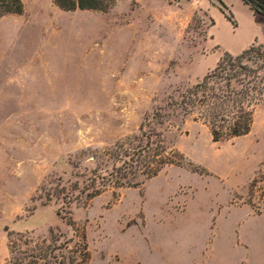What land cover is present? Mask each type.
<instances>
[{
    "label": "rangeland",
    "instance_id": "rangeland-1",
    "mask_svg": "<svg viewBox=\"0 0 264 264\" xmlns=\"http://www.w3.org/2000/svg\"><path fill=\"white\" fill-rule=\"evenodd\" d=\"M21 1L0 19V264H81L83 244L84 264H264V102L221 143L167 107L224 52L264 44V17L240 0H220L232 23L214 0ZM145 118L183 165L89 198Z\"/></svg>",
    "mask_w": 264,
    "mask_h": 264
},
{
    "label": "trees",
    "instance_id": "trees-1",
    "mask_svg": "<svg viewBox=\"0 0 264 264\" xmlns=\"http://www.w3.org/2000/svg\"><path fill=\"white\" fill-rule=\"evenodd\" d=\"M221 13L232 23V16L224 12L226 7L216 0ZM117 0H52L61 11H93L106 13ZM250 11L264 17V0H240ZM223 9V11H222ZM24 5L21 0H0V19L6 16H21ZM167 107L178 110L185 116H192L209 131L212 142L221 143L247 136L252 128L256 108L264 102V44H252L237 55L224 52L215 67L207 72L190 88L179 92L176 98H169ZM156 118L161 113H154ZM148 127L147 130L145 128ZM147 118L140 126L141 140L131 152H124L119 167H113L106 175L93 174L89 186L93 192L89 198L98 196L105 187H137L140 182H132L142 176L150 179L165 166H182L183 156L163 145L160 134L151 130ZM121 149V145H115ZM100 185L95 187L96 183ZM83 263L88 255L83 244ZM12 253V252H11ZM14 254V252H13ZM12 256L7 264H38L34 260L26 262L24 257Z\"/></svg>",
    "mask_w": 264,
    "mask_h": 264
},
{
    "label": "crops",
    "instance_id": "crops-1",
    "mask_svg": "<svg viewBox=\"0 0 264 264\" xmlns=\"http://www.w3.org/2000/svg\"><path fill=\"white\" fill-rule=\"evenodd\" d=\"M197 2H198V5H199V0H197ZM247 47V46H246Z\"/></svg>",
    "mask_w": 264,
    "mask_h": 264
},
{
    "label": "water",
    "instance_id": "water-1",
    "mask_svg": "<svg viewBox=\"0 0 264 264\" xmlns=\"http://www.w3.org/2000/svg\"><path fill=\"white\" fill-rule=\"evenodd\" d=\"M214 1L218 4V2L216 0H214Z\"/></svg>",
    "mask_w": 264,
    "mask_h": 264
}]
</instances>
